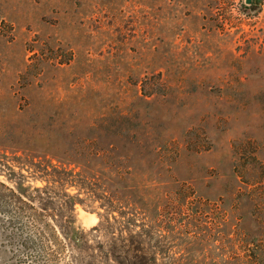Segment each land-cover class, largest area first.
Returning a JSON list of instances; mask_svg holds the SVG:
<instances>
[{
  "label": "rangeland",
  "instance_id": "rangeland-1",
  "mask_svg": "<svg viewBox=\"0 0 264 264\" xmlns=\"http://www.w3.org/2000/svg\"><path fill=\"white\" fill-rule=\"evenodd\" d=\"M0 182L76 264H264V0H0Z\"/></svg>",
  "mask_w": 264,
  "mask_h": 264
},
{
  "label": "trees",
  "instance_id": "trees-1",
  "mask_svg": "<svg viewBox=\"0 0 264 264\" xmlns=\"http://www.w3.org/2000/svg\"><path fill=\"white\" fill-rule=\"evenodd\" d=\"M77 150L83 152L85 149L81 147ZM69 172L71 177L76 178L75 170ZM124 178L127 179L125 174L123 178L122 175L116 176L112 188L120 190L124 186ZM77 203L76 199H67V203L64 202L67 208L61 207L66 218L58 221L55 218L57 210L37 209L39 206L35 203L26 201L13 187L0 182V255L6 258V264H59L68 256L71 247V262L76 264L78 254L73 246L87 243L85 234L74 225ZM61 227L67 228L68 234L60 235L57 228Z\"/></svg>",
  "mask_w": 264,
  "mask_h": 264
},
{
  "label": "flooded vegetation",
  "instance_id": "flooded-vegetation-1",
  "mask_svg": "<svg viewBox=\"0 0 264 264\" xmlns=\"http://www.w3.org/2000/svg\"><path fill=\"white\" fill-rule=\"evenodd\" d=\"M250 3H255V0H250Z\"/></svg>",
  "mask_w": 264,
  "mask_h": 264
},
{
  "label": "water",
  "instance_id": "water-1",
  "mask_svg": "<svg viewBox=\"0 0 264 264\" xmlns=\"http://www.w3.org/2000/svg\"><path fill=\"white\" fill-rule=\"evenodd\" d=\"M248 2H250V0H247Z\"/></svg>",
  "mask_w": 264,
  "mask_h": 264
}]
</instances>
